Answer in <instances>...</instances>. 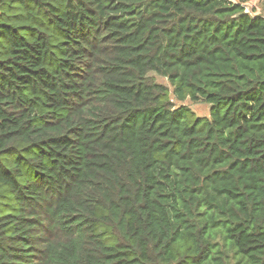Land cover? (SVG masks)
I'll use <instances>...</instances> for the list:
<instances>
[{"label":"trees","instance_id":"16d2710c","mask_svg":"<svg viewBox=\"0 0 264 264\" xmlns=\"http://www.w3.org/2000/svg\"><path fill=\"white\" fill-rule=\"evenodd\" d=\"M247 3L0 0V264H264Z\"/></svg>","mask_w":264,"mask_h":264},{"label":"rangeland","instance_id":"374dc122","mask_svg":"<svg viewBox=\"0 0 264 264\" xmlns=\"http://www.w3.org/2000/svg\"><path fill=\"white\" fill-rule=\"evenodd\" d=\"M255 1V0H253ZM249 2V0H248ZM262 4L263 3H259V2H254V4H248L250 5L248 8L251 10H254V11H251L252 13L254 12H259L260 15H263L264 16V9H262ZM150 76L154 77L155 80L160 83V84H163L165 86H167L171 91H172V87L170 86L169 82L167 79H165L164 77H161L155 73H152L150 74ZM173 98V97H172ZM174 101V100H173ZM178 105H180V103H176ZM185 105H188L194 112L197 116L199 117H209L210 116V106L207 105V104H204L202 102L200 103H197V104H194V103H191L190 101H187L186 103H184ZM234 264V263H233Z\"/></svg>","mask_w":264,"mask_h":264},{"label":"crops","instance_id":"0c3cea01","mask_svg":"<svg viewBox=\"0 0 264 264\" xmlns=\"http://www.w3.org/2000/svg\"><path fill=\"white\" fill-rule=\"evenodd\" d=\"M254 2H255V4H256V2L261 3L262 0H255V1H253V0H249V2L247 3V5H248V4H251V6H252V4H254ZM248 6H250V5H248ZM261 7H262V9H264V5H262ZM257 14L259 15L260 13H259V12H255V15H257Z\"/></svg>","mask_w":264,"mask_h":264},{"label":"built area","instance_id":"2783aa9c","mask_svg":"<svg viewBox=\"0 0 264 264\" xmlns=\"http://www.w3.org/2000/svg\"><path fill=\"white\" fill-rule=\"evenodd\" d=\"M245 12H246V13L250 12L249 9H248L247 7H246V11H245Z\"/></svg>","mask_w":264,"mask_h":264}]
</instances>
